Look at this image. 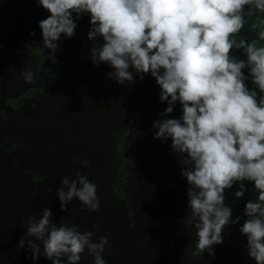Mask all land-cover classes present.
Returning a JSON list of instances; mask_svg holds the SVG:
<instances>
[{
    "label": "rangeland",
    "instance_id": "1",
    "mask_svg": "<svg viewBox=\"0 0 264 264\" xmlns=\"http://www.w3.org/2000/svg\"><path fill=\"white\" fill-rule=\"evenodd\" d=\"M16 1L13 15L0 8V264H51L43 256L31 259L27 245L18 249L27 218H39L44 209L54 223L64 218L97 239L106 236L107 264H255L239 231L253 185L245 182L249 191L239 200L232 195L238 185L226 191L233 218L241 222L225 229L215 258L193 257L186 250L196 239L187 223V181L171 141L156 140L149 124L167 106L155 79L137 77L122 86L109 79V65L95 66L88 16L78 21L73 38L61 37L58 68L50 69L38 26L50 14L36 0ZM25 70L35 72L34 82H25ZM34 88L22 108L7 105ZM77 174L97 186V211L78 199L62 210V178ZM120 180L122 197L115 191ZM80 264H94V258L85 252Z\"/></svg>",
    "mask_w": 264,
    "mask_h": 264
},
{
    "label": "clouds",
    "instance_id": "2",
    "mask_svg": "<svg viewBox=\"0 0 264 264\" xmlns=\"http://www.w3.org/2000/svg\"><path fill=\"white\" fill-rule=\"evenodd\" d=\"M36 2L50 14L38 26L54 64L61 37L73 38L78 21L88 16L95 66L109 65V79L122 86L137 77L155 79L167 106L154 121V138L171 141L187 181V223L196 239L186 250L193 257L215 258L214 246L224 243L225 229L241 222V216L233 218L226 191L238 185L232 195L239 200L249 191L247 182L253 197L239 231L247 239V257L264 264V0ZM257 13L261 16L249 23ZM246 26L256 38L238 40ZM22 76L32 83L35 72L25 70ZM178 103L181 116L171 118ZM57 195L62 210L75 199L90 211L100 206L97 186L81 174L63 177ZM26 230L18 249L27 245L34 261L43 256L51 264H80L87 252L94 264H107L106 236L97 239L64 218L54 223L50 209L39 218L30 215Z\"/></svg>",
    "mask_w": 264,
    "mask_h": 264
},
{
    "label": "trees",
    "instance_id": "3",
    "mask_svg": "<svg viewBox=\"0 0 264 264\" xmlns=\"http://www.w3.org/2000/svg\"><path fill=\"white\" fill-rule=\"evenodd\" d=\"M16 7H17V1L16 0H0V8L3 11H5L7 14L13 15L15 13ZM260 16H261V14L257 13V16L251 18L249 20V23L255 22V20L258 19ZM241 38H244V39H247L250 41L251 39L256 38V36H255V33L250 32V30L246 26V28L244 30H242L241 34L237 37L238 40ZM261 43H264V42H261ZM46 64L50 69H57L58 68V65L54 64L49 58L46 60ZM32 91H36V89L35 88L34 89H28L16 97L8 98L6 101L7 105L10 106L11 108L15 109V110L22 108L23 105L30 98ZM180 116H181V108H180V105L178 103L171 118H179ZM155 120L156 119L152 117L149 120V124H153ZM122 184H123V181L120 180V181H118V183L115 186L116 195L118 197L123 196L122 188H121Z\"/></svg>",
    "mask_w": 264,
    "mask_h": 264
}]
</instances>
